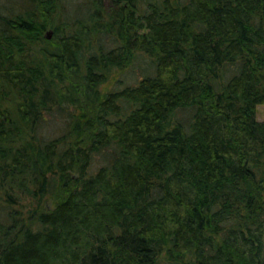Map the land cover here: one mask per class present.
<instances>
[{
    "label": "trees",
    "instance_id": "16d2710c",
    "mask_svg": "<svg viewBox=\"0 0 264 264\" xmlns=\"http://www.w3.org/2000/svg\"><path fill=\"white\" fill-rule=\"evenodd\" d=\"M70 3L0 1V264H264V0Z\"/></svg>",
    "mask_w": 264,
    "mask_h": 264
},
{
    "label": "rangeland",
    "instance_id": "374dc122",
    "mask_svg": "<svg viewBox=\"0 0 264 264\" xmlns=\"http://www.w3.org/2000/svg\"><path fill=\"white\" fill-rule=\"evenodd\" d=\"M3 1H5V0H3ZM67 1L71 2L70 4L72 5V4H75L77 2H81L82 0H67ZM48 29H50V28H47L46 31ZM51 32H52V30H51ZM148 61H149V59L146 55H144V53L137 55L134 62L132 63L130 70H129V68L125 69V71H123L124 73H121V75L124 74L123 76L125 77V79L133 78L134 73H136L135 74L136 76H139L143 72L144 67L148 66ZM119 74H120V72L118 71L116 73V75H119ZM105 85H106V87H111L113 85V82L112 81L105 82ZM104 87L105 86L102 84L101 88L103 89ZM256 117L260 120H264V103H258L256 105ZM58 126L59 125L57 124V122H55V121L51 122V119H50L46 128H52V127L56 128Z\"/></svg>",
    "mask_w": 264,
    "mask_h": 264
},
{
    "label": "water",
    "instance_id": "95a60500",
    "mask_svg": "<svg viewBox=\"0 0 264 264\" xmlns=\"http://www.w3.org/2000/svg\"><path fill=\"white\" fill-rule=\"evenodd\" d=\"M46 36H50L51 35V29H48L46 32H45Z\"/></svg>",
    "mask_w": 264,
    "mask_h": 264
}]
</instances>
